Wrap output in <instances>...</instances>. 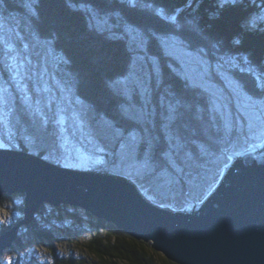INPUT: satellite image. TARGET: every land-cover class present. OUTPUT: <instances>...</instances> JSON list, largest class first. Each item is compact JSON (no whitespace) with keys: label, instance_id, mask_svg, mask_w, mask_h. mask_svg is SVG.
<instances>
[{"label":"trees","instance_id":"1","mask_svg":"<svg viewBox=\"0 0 264 264\" xmlns=\"http://www.w3.org/2000/svg\"><path fill=\"white\" fill-rule=\"evenodd\" d=\"M189 3L184 13L175 14ZM257 14H264V0H0V24L11 26L16 38L22 32L51 46L52 64L46 56L43 60L52 76L61 79L92 115L93 127L112 151L105 157L110 163L106 169L133 179L116 167L118 155L128 148L133 159L127 166L138 171L136 177L152 193L139 183L140 188L156 204L173 210L201 203L220 182L232 156L264 141V20H256ZM124 29L144 33L146 37L136 42L140 49L142 41L148 54L139 52L131 39L135 37ZM173 40L185 43L189 52L216 65L239 84L248 97L243 103L254 104L253 114L259 120L256 126L240 114L241 121L232 122L228 115L237 110L225 80L208 77L213 86L206 89L207 84L202 83L200 89L181 73L179 65L170 67L176 60ZM15 43L26 57L39 63L41 54H35L41 49L30 55L31 50L22 42ZM137 54L145 55V64L139 66ZM1 59L0 54V65ZM43 65L40 62L37 66ZM2 71L9 82V72ZM132 76L138 85L133 91L121 90L120 84ZM156 86L163 89L157 91ZM221 98L223 107L216 103L214 108L213 101ZM18 112L16 140L7 136L6 125L0 126V143L6 144L7 150L91 171L90 156L81 155L77 166L68 167L65 150L51 152L52 147H61V133L48 129L52 115L48 107L41 115L33 116L32 110L24 107ZM17 197L24 198L5 195L0 201L4 210L16 204L11 222L0 223V234L24 218V199L17 201ZM64 238L68 243L63 249L59 242ZM27 240L45 247L48 261H39L36 254L30 262L24 261L20 249ZM144 244L151 251L144 249ZM9 251L17 254L15 264H176L150 243L70 206L52 207L51 211L43 207L36 220L20 230Z\"/></svg>","mask_w":264,"mask_h":264},{"label":"water","instance_id":"2","mask_svg":"<svg viewBox=\"0 0 264 264\" xmlns=\"http://www.w3.org/2000/svg\"><path fill=\"white\" fill-rule=\"evenodd\" d=\"M5 195H23L25 208L23 220L0 234V264L48 205L85 210L176 264H264V142L234 156L206 199L184 211L157 206L124 176L0 149V201Z\"/></svg>","mask_w":264,"mask_h":264},{"label":"rangeland","instance_id":"3","mask_svg":"<svg viewBox=\"0 0 264 264\" xmlns=\"http://www.w3.org/2000/svg\"><path fill=\"white\" fill-rule=\"evenodd\" d=\"M25 3L27 4V2ZM29 5L30 2H28L27 7ZM189 8H190V3L187 7L185 6L178 9L175 14L179 16L181 15L180 12L182 10L184 13L185 9H189ZM159 13L169 14V12H162V11H160ZM27 14H31V13L28 12ZM118 17L119 15L116 16V19H118ZM255 17L256 16L254 15V18ZM259 17H261L260 19L264 20V14H261V16L260 14H257L256 20H258ZM5 25L0 24V36L3 34L0 37V44H1L0 54L2 56L1 59L2 62L0 65V126L2 124V126L6 125L8 127L9 133L7 136L13 140L17 139V132L15 125L16 122L20 123L19 121H16L17 113L21 112V111L18 112L19 108L24 107L25 110L31 109L32 112L30 113L31 115L34 116L35 114H40V112L42 114H46L48 107V110L52 111V115L51 117H49L50 126L48 129L52 130L54 134H59L56 133V131L61 133L60 135L61 147L59 148L60 150L55 149V147H52L51 152L53 153L55 152V154H57V151L60 152L62 150H65L66 153L68 154L67 157L68 161H64L65 165L77 166L81 155L90 156L92 158V163H93L91 167H89L91 171H109L106 169V167L110 165V163L107 162L105 157L108 155L111 156L112 151L111 149H109L106 140L100 137L98 131H96L95 128L93 127L91 121L92 115L87 111L84 105L81 102H79L78 99L75 98L74 92L71 89H68L66 87V84L61 79H59L60 80L59 81L52 76V72L49 71L47 68L48 62H44L43 60L44 56H46L48 57L49 60H51L50 63L52 64L51 46L47 42L41 43L39 40L33 39V37H30V35L25 36L22 32H19L18 35L20 37L16 38L14 36L15 32H13L12 27L9 25L6 26ZM124 30L128 31L129 36L132 35L135 37L131 39L135 42L136 47H138L139 49V46L136 41H138L139 39L141 40V37H146L143 35L144 33H140V32L132 33L131 32L132 30L130 29H124ZM16 39L20 41H15ZM15 42H22L24 46L28 47L27 49L31 50L30 55H32L35 51L37 52L38 49H41L42 52L38 50V52L35 54L36 56H39L41 54L40 60H37L39 61V63H36L35 61L33 62L30 58L26 57L21 50L15 47L16 45ZM166 42L170 43L169 40H167ZM172 42H171L172 44L171 48H173L175 52L178 54V58H176V53L172 51L173 57H175L176 60L171 61L172 62L171 64L172 66H170L171 68L173 66H175L176 68V66L179 65L182 70L181 73L184 72L183 75L188 76L191 84L197 85L198 88L200 89H203L201 87L202 83L207 84L205 86L206 89H210L211 86H213L211 81L208 80V77L212 76L214 78L216 77L220 79L221 81L225 80L227 84H229L228 89H226V87L218 88L217 93L220 94V92L223 91V89L224 90L226 89V91H228L231 95H233L232 99L234 102V106H236L237 113H235L234 115H228L229 117H231L232 122L241 121L239 117L240 114L242 117H244L245 120L253 121L254 126L257 125L259 120H257L254 116L256 112L253 109L254 104L243 103L245 102L243 98L244 97L248 98V97L244 94L245 92L243 93V89L239 88V84H237V82H234L233 80L227 78L225 71L223 72V70H221L220 68L217 69L216 65H212L211 63H209V61L204 60L199 55L189 52L186 48H184L185 43H181L177 40H173ZM139 43L141 46L139 52H143L144 54L145 47L143 46L142 41H140ZM149 43H151V41L150 42L148 41V44ZM158 46H159L158 48H161L159 44ZM168 55H170V52L168 53ZM135 58H136L135 61L139 64V66L141 64L146 63L145 55L143 56L137 54ZM40 62H42V64L44 63V65L38 68L37 65H39ZM151 63H153V61H151ZM2 68L7 71V74L9 72V75L11 76L9 82H6ZM40 73L41 76L39 75ZM202 76H206V77H202ZM40 79L42 81H40ZM128 79H130L128 82L120 84L121 90L126 91L129 89L130 91H133L134 87L138 85L136 84V80L134 76ZM218 87L220 86L218 85ZM161 89H163L162 86L161 87L156 86L157 91H160ZM221 94H223V99L227 98L224 92H222ZM125 95L127 96L128 100H130L129 94L125 92ZM223 99L221 98L219 102L213 101L214 102L213 107L215 108L216 103H218L217 105L218 108L222 106V103L224 104ZM26 113L28 114L27 111ZM45 120L47 121L48 119ZM6 121L8 122L9 125L6 124L7 123ZM51 122L54 123L53 129L51 127L52 124ZM262 131H263L262 132V136H263L264 129ZM100 133L102 135V132ZM16 143H17L16 141L15 143L13 142V144ZM257 146L259 145H250L247 151L254 149ZM127 149L128 148H126L123 152H121L118 155L117 157L118 163L116 167L120 168V170L124 169L125 172L128 173L131 177L133 176V179L126 176L124 177L132 180L139 188L142 185L141 187L143 189L149 191V193H152L149 189H147L144 182L140 181L138 177H136L135 175L136 170H133L132 168H130V166L129 167L127 166L126 163L131 162L133 159L132 156H130L131 155L130 150ZM58 155H61V153H58ZM234 156L231 157L232 160ZM101 165H104V167H101ZM137 172L138 171H136V173ZM139 183L141 184L140 186L138 185ZM142 188H140L141 192L146 196V198H148L147 194L144 192L145 190L143 191ZM23 199H24L23 197L15 198V200L17 201H23ZM148 199L154 204H156V202L151 200V198ZM153 199H155L154 196ZM193 203L195 202H191L190 205H193ZM196 204H200V203H196ZM156 205L166 208L168 210H173L169 207L161 206L158 204ZM185 209L176 210V211H184ZM47 210L51 211L52 206L48 205ZM15 211H16L15 203H12V205H10L6 210L0 207V223L2 222L10 223L11 215ZM67 243L68 241H66V238H64L59 242V245H61L60 247L64 249L65 247H67ZM20 252H22L21 255L24 261H26L27 263L33 259L35 254L38 256L37 258L39 261L46 262L49 259L48 250L45 247H43L40 243L36 242L35 240L23 241ZM17 258H18L17 254L14 252H10L8 249L5 251V254L3 256V261L6 264H15L14 262L17 261Z\"/></svg>","mask_w":264,"mask_h":264},{"label":"snow or ice","instance_id":"4","mask_svg":"<svg viewBox=\"0 0 264 264\" xmlns=\"http://www.w3.org/2000/svg\"><path fill=\"white\" fill-rule=\"evenodd\" d=\"M133 140H135V136L132 137ZM8 146L6 144L0 143V149H6ZM68 167H73L74 165H66ZM7 215V214H5ZM133 244H135V241H131ZM144 249H148V246L146 244L143 245ZM148 251H151V249H148ZM155 255H159V253H156Z\"/></svg>","mask_w":264,"mask_h":264}]
</instances>
